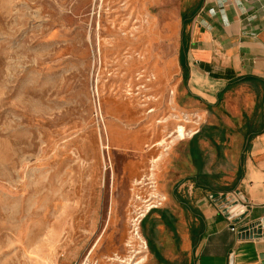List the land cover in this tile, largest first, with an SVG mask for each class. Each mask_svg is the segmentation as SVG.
Returning <instances> with one entry per match:
<instances>
[{
  "label": "rangeland",
  "instance_id": "374dc122",
  "mask_svg": "<svg viewBox=\"0 0 264 264\" xmlns=\"http://www.w3.org/2000/svg\"><path fill=\"white\" fill-rule=\"evenodd\" d=\"M146 1L0 0V264L144 261L146 208L191 213L174 194L194 205L190 180L178 182L195 170L186 133L197 127L216 126L215 143L198 139L205 170L234 178L250 96L226 90L206 123L172 107L170 50L158 44L164 57L150 60L130 46L145 22L149 42L174 39L170 18L157 29L141 12ZM154 231L168 249L170 232Z\"/></svg>",
  "mask_w": 264,
  "mask_h": 264
},
{
  "label": "crops",
  "instance_id": "0c3cea01",
  "mask_svg": "<svg viewBox=\"0 0 264 264\" xmlns=\"http://www.w3.org/2000/svg\"><path fill=\"white\" fill-rule=\"evenodd\" d=\"M142 7L141 12L147 13L148 21L157 29L163 27L165 17L176 27L173 40L149 42V23L145 22L140 35L130 42L132 48L144 54L151 50L154 55L150 60L164 57L158 44L170 50L171 77L175 76L172 107L184 111L189 107L206 123L209 108L226 90L238 86L250 96L253 117L244 126L245 141L235 176L225 184L231 185L229 191L212 195L191 182L195 212L184 208L175 197L182 208L191 212L189 217L170 206L146 211L141 225L148 221L149 233L154 234L157 226L162 233L170 232L172 239L165 250L153 241L156 251L149 250L140 264H261L264 237L241 239L237 231L264 218V0H148ZM186 9L195 14L187 25L189 71L184 81L179 52L181 13ZM139 65L150 70L151 62L142 60ZM240 77L244 80L237 81ZM200 101L204 107H196ZM250 124L255 132L251 136ZM199 130L195 128L192 134ZM239 168L242 175L236 180Z\"/></svg>",
  "mask_w": 264,
  "mask_h": 264
},
{
  "label": "trees",
  "instance_id": "16d2710c",
  "mask_svg": "<svg viewBox=\"0 0 264 264\" xmlns=\"http://www.w3.org/2000/svg\"><path fill=\"white\" fill-rule=\"evenodd\" d=\"M195 14L194 11H190L188 9L184 10L181 13L182 19V30H181V40H180V52H179V60L182 69V76L183 80L186 81L188 77L189 67L186 60V53L189 45V38L187 32V25L193 15ZM244 78H238L237 81H242ZM216 126H206L204 125L199 131L194 133L192 137L188 140L187 148L190 159L194 166V172L184 179H181L179 183L183 182L184 180H190L193 183L194 187L204 189L206 191L211 192L212 195H218L219 192L225 193L231 189V185H222L219 184L217 179L220 177V174H216L213 171H207L204 168L206 156L203 155V151L198 146V139L202 137H207L212 143H215L214 139L212 138V134L208 131L209 129H214ZM255 132L252 131L251 124L249 125V132L248 134L251 136ZM220 139H223V135L221 134ZM246 149V146L244 147ZM242 166V163H240ZM242 175V170L237 172L236 180H238ZM235 182V181H234ZM176 199L182 204V206L186 209L195 212L196 209L189 203V200L178 193L174 194ZM143 221V220H142ZM196 235L192 233V241L195 242ZM147 244L148 248L151 252L156 251L155 244L153 242V234L152 232L147 235Z\"/></svg>",
  "mask_w": 264,
  "mask_h": 264
},
{
  "label": "water",
  "instance_id": "95a60500",
  "mask_svg": "<svg viewBox=\"0 0 264 264\" xmlns=\"http://www.w3.org/2000/svg\"><path fill=\"white\" fill-rule=\"evenodd\" d=\"M238 236L241 239L248 238H261L264 237V230L261 228H256L253 224L243 226L238 229ZM261 264H264V253L260 255Z\"/></svg>",
  "mask_w": 264,
  "mask_h": 264
},
{
  "label": "bare ground",
  "instance_id": "6f19581e",
  "mask_svg": "<svg viewBox=\"0 0 264 264\" xmlns=\"http://www.w3.org/2000/svg\"><path fill=\"white\" fill-rule=\"evenodd\" d=\"M147 14V13H146ZM144 15V14H143ZM156 78H153V80H155ZM150 111H152V109L150 110ZM193 132L192 131H190V132H187L186 134L187 135H190V134H192ZM139 183V181H136L135 182V184H138ZM161 200H162V198H160ZM148 201V200H147ZM144 202H146V201H144ZM150 207V206H149ZM149 207L148 208H146V211L149 209ZM145 211V212H146ZM143 214H141V216H142ZM131 233H132V238H133V241H129V243H131V244H135V245H137L138 246V248H142V247H139V243L141 244V243H144L143 242V239H142V236L139 234V230H138V228H134V229H132V231H131ZM131 239V238H130ZM134 239H135V241H134ZM132 242H134V243H132ZM146 248V247H145ZM137 252L139 253V254H141V252H143V251H141V250H137ZM142 259H143V256H138V259L136 260V261H134V264H138L139 262H141L142 261ZM121 260V259H120ZM133 262H132V260H131V262L129 263V264H132Z\"/></svg>",
  "mask_w": 264,
  "mask_h": 264
},
{
  "label": "built area",
  "instance_id": "2783aa9c",
  "mask_svg": "<svg viewBox=\"0 0 264 264\" xmlns=\"http://www.w3.org/2000/svg\"><path fill=\"white\" fill-rule=\"evenodd\" d=\"M149 209H150V208H149ZM253 225H254L256 228H261V229L264 230V218H261L260 220L254 222Z\"/></svg>",
  "mask_w": 264,
  "mask_h": 264
}]
</instances>
